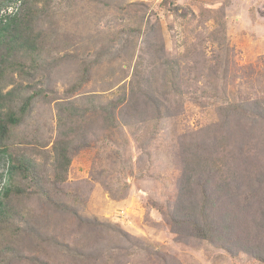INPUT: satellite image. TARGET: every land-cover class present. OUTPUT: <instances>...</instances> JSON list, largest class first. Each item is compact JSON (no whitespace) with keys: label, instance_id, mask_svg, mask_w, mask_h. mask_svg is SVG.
<instances>
[{"label":"rangeland","instance_id":"1","mask_svg":"<svg viewBox=\"0 0 264 264\" xmlns=\"http://www.w3.org/2000/svg\"><path fill=\"white\" fill-rule=\"evenodd\" d=\"M17 13L36 50L0 42L4 264H264V0Z\"/></svg>","mask_w":264,"mask_h":264},{"label":"trees","instance_id":"2","mask_svg":"<svg viewBox=\"0 0 264 264\" xmlns=\"http://www.w3.org/2000/svg\"><path fill=\"white\" fill-rule=\"evenodd\" d=\"M4 1L5 3L8 2V4H10L15 0H4ZM17 15L18 13L15 15L1 17L2 23L0 22V42L2 43V45L7 44L9 48V52H13V51L15 52L16 50H22V49H25L26 51H35L36 50L35 39H33L29 34L25 32V30L23 29L24 26L22 25L20 26L19 23L21 20H19V17ZM3 21H5V23H3ZM6 37L7 39L4 40V38ZM233 109H237V108L233 107ZM248 111H250L249 108ZM10 122H14V120L11 119ZM7 133H8L7 122L5 123L0 121V142L4 141L7 138L8 135ZM12 191H13L12 189L8 188L2 191L3 193H0V223H3L4 220L3 208L1 206L2 203L1 198H3V196H6L8 198L9 195L12 193ZM11 232H17V229L13 231L9 225H5L4 227H2V229H0L1 236L9 234ZM200 236L201 238H211V232L207 230H203ZM8 257H9V251H6V253H4L2 250H0V264H4ZM260 260L263 261L264 258H260Z\"/></svg>","mask_w":264,"mask_h":264},{"label":"built area","instance_id":"3","mask_svg":"<svg viewBox=\"0 0 264 264\" xmlns=\"http://www.w3.org/2000/svg\"><path fill=\"white\" fill-rule=\"evenodd\" d=\"M21 3V0H15L13 3L10 5L6 6V10H3L1 14L2 17L10 16V15H15L18 12V7ZM9 10V11H8ZM5 12V13H4Z\"/></svg>","mask_w":264,"mask_h":264}]
</instances>
